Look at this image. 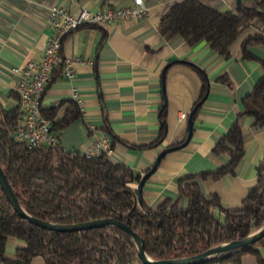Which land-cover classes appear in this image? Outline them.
Instances as JSON below:
<instances>
[{
  "label": "crops",
  "instance_id": "obj_1",
  "mask_svg": "<svg viewBox=\"0 0 264 264\" xmlns=\"http://www.w3.org/2000/svg\"><path fill=\"white\" fill-rule=\"evenodd\" d=\"M130 0H0V100L5 107L18 104L16 84L20 69L28 61L39 62L52 35L47 9L58 5L74 13L80 7L90 10L123 5ZM179 0H144L147 13L105 25H83L63 36L60 59L52 74L57 78L44 87L41 106L48 107L71 97L75 88L80 95L82 115L62 131L58 141L69 150L83 152L93 137L107 133L112 141V160L129 165L145 180L139 198L151 208L178 196L177 180L186 173L210 170L227 161L225 154L215 155L211 148L228 129L241 109L242 97L262 73L256 59L241 57L240 37L223 55L199 40L188 45L180 36L166 39L157 30V22ZM216 10H232L252 0H199ZM255 25H250L243 35ZM257 58L264 57V45L250 46ZM85 57L90 63H73L71 77L65 75L66 59ZM186 62L197 64L206 77V90L195 113L202 80ZM60 68V69H59ZM61 70V71H59ZM50 73V77L52 75ZM223 77L224 80H221ZM220 78V79H219ZM50 80V79H49ZM48 80V81H49ZM221 80V81H220ZM48 83V82H47ZM166 108L165 136L150 147L137 145L154 141L160 128L159 109ZM185 112V117L179 113ZM107 119L108 129L102 128ZM95 127L92 134L86 124ZM243 154L231 173L216 179L200 180L203 193H214L221 208H238L253 186L256 165L264 155V125L252 126V119L240 116ZM185 139V140H184ZM176 148L173 145L182 141ZM167 150L158 160L157 156ZM139 181L131 184L138 187ZM138 192V190H137ZM182 197L180 205L186 206ZM215 215L220 211L213 208ZM10 238L6 252L12 256L17 246ZM264 261V246H257ZM31 264H44L36 257ZM203 264H264L252 253L235 261H207Z\"/></svg>",
  "mask_w": 264,
  "mask_h": 264
},
{
  "label": "trees",
  "instance_id": "obj_2",
  "mask_svg": "<svg viewBox=\"0 0 264 264\" xmlns=\"http://www.w3.org/2000/svg\"><path fill=\"white\" fill-rule=\"evenodd\" d=\"M252 2L254 5L250 7L239 3L235 11H220L199 0H179L157 22L158 32L166 39L180 36L188 45L204 40L212 50L223 55L242 35L241 57L256 59L260 64L262 73L242 97L241 109L211 148L213 154L227 156L223 165L180 176L177 198L151 208L131 186L140 181V175L104 152L87 157L81 151L66 149L60 142L28 147L16 141L12 132L20 117L19 104L5 107L0 100V166L25 209L40 219L59 223L113 217L136 230L145 239L148 252L156 258L191 255L212 244L241 238L259 225L264 220V155L256 165L255 182L238 208H221L219 198L214 193H203L199 182L233 171L243 154L240 116L250 117L253 127L264 125V57L257 58L249 51L250 46L264 45V0ZM250 25H255V29L243 35ZM186 63L202 80L195 113L205 94L206 77L197 64ZM58 73L51 75L47 86ZM40 111L51 119V128L58 132L82 115L80 105L72 98L41 106ZM165 116L166 108L161 106L156 139L137 148L150 147L164 138ZM101 127L108 129L106 118ZM184 140L170 148L178 147ZM182 197L187 200L186 206L180 205ZM213 208L220 215H215ZM10 238L18 243L12 256L6 252ZM257 246H264V235L251 245L226 252L213 261L237 262L242 254L249 252L264 263ZM36 257H41L44 264H134L138 261L131 236L125 230L113 226L72 231L41 227L19 216L0 187V264H31Z\"/></svg>",
  "mask_w": 264,
  "mask_h": 264
},
{
  "label": "built area",
  "instance_id": "obj_3",
  "mask_svg": "<svg viewBox=\"0 0 264 264\" xmlns=\"http://www.w3.org/2000/svg\"><path fill=\"white\" fill-rule=\"evenodd\" d=\"M146 13L147 6L144 0H130L123 5L108 6L96 10L80 7L74 13L67 12L58 5L49 6L46 17L52 27V35L46 42L43 57L37 63L28 61L20 69H14L18 73L16 91L20 117L13 126V138L25 143L28 147L59 142L57 132L51 128V119L41 113L40 107L44 87L50 79L52 69L60 59L59 52L64 35L83 25H105L123 18L143 17ZM76 62L90 63L91 60L78 56L66 59L65 75L72 76V64ZM71 97L80 105V95L75 88L72 89ZM185 115V112L179 113L180 117H185ZM94 130L93 124L88 122L86 124L88 134H92ZM112 151L110 136L107 133H100L99 136L93 137L83 153L87 157L102 152L110 156Z\"/></svg>",
  "mask_w": 264,
  "mask_h": 264
},
{
  "label": "water",
  "instance_id": "obj_4",
  "mask_svg": "<svg viewBox=\"0 0 264 264\" xmlns=\"http://www.w3.org/2000/svg\"><path fill=\"white\" fill-rule=\"evenodd\" d=\"M235 3L238 4L239 0H235ZM167 150L169 149L162 150L157 156L156 160H158ZM144 180L145 176H143L138 183V193H140V188ZM0 187L4 192L5 196L7 197L8 201L11 203L13 209L18 213L19 216L41 227L57 231H72L99 226H113L125 230L131 236L132 242L134 244L138 256V261H136L134 264H201L213 260L226 252L233 251L237 248L247 247L257 239H259L262 235H264L263 220L259 225H257L255 228H253L241 238L228 239L212 244L206 247L205 249L191 255L156 258L148 252L145 239L136 230L132 229L126 223L113 217H101L74 223H59L55 221H47L44 219H40L32 215L20 203L19 199L14 193L12 185L6 178V175L2 170L1 166Z\"/></svg>",
  "mask_w": 264,
  "mask_h": 264
}]
</instances>
